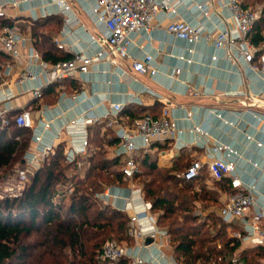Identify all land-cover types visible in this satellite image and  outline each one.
Returning <instances> with one entry per match:
<instances>
[{
    "label": "crops",
    "instance_id": "1",
    "mask_svg": "<svg viewBox=\"0 0 264 264\" xmlns=\"http://www.w3.org/2000/svg\"><path fill=\"white\" fill-rule=\"evenodd\" d=\"M2 1L8 2L6 18L19 28L24 37L21 44L24 61L0 62V90L11 94L0 104V110L7 108L9 114L24 108L31 110L34 128L27 152H36L48 145L54 151L59 143H64L65 148L71 144L82 145V135L68 133L65 127L71 119L85 116L90 119L87 125L88 151L95 148L92 138L96 135L108 151V156H118L123 165L124 156L119 154L117 136L119 125L109 124L111 102L124 104L121 121L127 125L147 113L158 116L164 107H168L179 127L176 136L153 142L139 150L137 156L141 153L154 155L159 166L176 167L174 173L180 176L195 160H200L206 167L216 155L213 145L226 144L233 151L232 157L238 163L242 178L255 186L258 202L264 200V76L251 66L259 63L264 41L254 44V58L249 63L241 56L233 60L228 58L225 48H217L212 42L203 39L189 42L167 30V25L177 17L196 21L200 13L198 6L203 5L209 10V16L203 18L208 28L229 27L235 31L227 7L228 0H162L176 7L177 14L168 9L159 10L152 20V30L149 33L135 32L131 45V54L135 57L142 56L145 51L153 54L158 68L155 76L132 70L130 59H118L117 66L101 60L89 72L77 73L58 83L50 95V99L55 97L52 103L48 101L49 97H35L31 91L39 85L45 89L55 83H48L49 76L41 71L40 66L33 67L39 73L38 80L18 82L20 73L28 65L26 55L30 47L37 49L33 25L40 21L44 23L39 27L40 33L51 38L56 54L70 57L74 52L81 51L92 55L101 46L96 37L106 32L105 24L97 19L93 10L96 0H67L70 10H65L57 0ZM14 1L18 5L14 6ZM259 8L262 9V6ZM56 40L65 43V47L59 49ZM214 55L217 57L213 58ZM8 63H12L11 70L6 67ZM178 68L181 69L179 73L176 72ZM192 88L198 93H191ZM51 119L53 122L47 126ZM196 127L200 131L195 130ZM35 136H41V140ZM257 142H262L263 146ZM198 182L203 183L211 194L206 199L195 200L194 214L219 215L221 206L235 189H222L218 181L209 176L207 169ZM196 190L201 191L200 184L196 185ZM116 193L121 197H111L107 202L120 208L126 206L125 197L131 194V190L122 188ZM211 196L217 201L210 199ZM256 210L253 207L246 216L234 218L228 222V227L230 236L240 240L233 255L244 256L253 264H264V246H258L244 237L249 219ZM161 241L164 244L160 246ZM145 243L148 246H142L141 241L135 239L132 247L145 257L150 252L159 254L160 247L164 256L156 264H171L173 248L167 235L156 239L148 237Z\"/></svg>",
    "mask_w": 264,
    "mask_h": 264
},
{
    "label": "trees",
    "instance_id": "2",
    "mask_svg": "<svg viewBox=\"0 0 264 264\" xmlns=\"http://www.w3.org/2000/svg\"><path fill=\"white\" fill-rule=\"evenodd\" d=\"M256 1L262 4V14L255 22L251 41L259 45L264 41V0ZM242 4L252 6L251 0H242ZM6 24L15 25L6 17L0 18V28ZM43 24L40 21L33 25L35 45L42 57L51 63L70 58L55 53L51 38L40 33ZM9 60L10 56L0 50V62ZM58 83L43 89L41 98L49 97L48 101L54 102L55 97L50 99V95ZM31 140L32 129L14 121L2 127L0 117V171L26 167L24 156ZM92 141L95 148L88 156L80 157L90 163L86 170L68 162L65 144L59 143L40 167L29 174L21 195L0 198V264H104L109 262L102 258L106 237L126 233L125 238L135 243V238L127 233L128 212L96 196L107 186L127 185L123 165L118 156H108L99 137L95 135ZM137 158L140 171L134 180L142 187L145 199L152 203L158 225L167 229L177 263L232 264L240 240L230 236L229 223L215 213L201 219L193 212L195 200L211 194L198 182L207 168L204 166L198 177L186 180L174 173L176 167L159 166L154 155L141 153ZM70 169L74 170L71 175ZM217 181L222 189L232 188L228 177ZM70 183L73 190L67 194L65 187ZM197 184L201 191L196 190ZM210 199L217 201L212 196ZM214 228L215 232L210 233ZM31 233L36 234V242L26 243L25 238ZM240 258L253 264L244 256ZM116 264H129V259L123 258Z\"/></svg>",
    "mask_w": 264,
    "mask_h": 264
},
{
    "label": "built area",
    "instance_id": "3",
    "mask_svg": "<svg viewBox=\"0 0 264 264\" xmlns=\"http://www.w3.org/2000/svg\"><path fill=\"white\" fill-rule=\"evenodd\" d=\"M65 10H70L71 6L67 0H57ZM8 2L0 0V18L7 17ZM14 6L17 1L12 2ZM227 7L230 10L231 18L235 24V31L229 27L220 29H210L206 26L203 18L209 16V10L206 6L199 5L200 10L196 21L177 17L167 25V30L177 38L194 42L203 39L206 42H212L217 48H225L227 57L237 59L243 57L247 62H252L254 58L255 45L251 41V33L255 22L261 17V8L245 7L242 0H228ZM161 9H168L171 13L177 14V8L166 1L160 0H96L93 10L97 19L105 24L106 32L102 36H97L100 49L94 54H85L77 51L68 59L59 60L56 63H49L44 60L37 49L30 47L27 53L28 65L20 73L18 82H24L27 79L38 80L39 73L33 67L40 66L41 71L49 76L48 83L64 81L77 73H87L90 68L98 61L105 60L113 66L118 65V59L131 60V68L141 74L155 76L158 72L154 64L152 53L145 51L142 56L135 57L131 54V45L133 43V34L138 31L149 33L152 28V20ZM24 37L16 25L6 24L0 28V50L10 56L9 62L22 63L24 56L21 52V44ZM57 47L62 49L65 43L56 40ZM214 55L213 58H216ZM259 63L251 65L254 71L260 72L264 76V50L259 54ZM12 63L6 64L7 69L11 70ZM180 68L176 70L180 72ZM43 85L32 88L31 91L35 97H42ZM193 94L198 93L196 89H190ZM11 97V94L4 89L0 90V104ZM261 100V99H257ZM264 100V98H263ZM112 112L109 124H118L117 136L119 138V154L124 156L122 171L127 185L107 186L103 191L96 193L99 200L107 202L109 198L121 197L116 193L117 189L128 188L131 194L125 197L127 205L117 207L129 214L128 228L129 233L135 239L141 241L142 246H148L145 243L146 238H159L168 236L166 228L157 223V217L153 214L152 203L145 199L142 187L135 182L134 178L140 171L138 161V151L149 147L155 141H165L168 138L176 136L179 127L175 118L170 114L169 108L164 107L161 114L154 116L146 114L136 118L131 124L122 123V112L125 106L121 102H111ZM219 116L220 113L213 110ZM191 114V113H190ZM2 127L9 126L14 121L18 126L33 129L34 119L31 110L24 108L14 115H9V109L0 110ZM90 119L85 116L73 118L69 125L65 127L68 133H80L82 136V145L71 144L66 148V160L75 162L78 168L86 170L90 163L88 160L80 159L89 154V137L87 125ZM53 122V119L47 122V126ZM195 130L200 131L196 127ZM41 140V136H35ZM249 137V136H248ZM18 138V137H17ZM263 146L262 142H257ZM51 145L45 146L36 152H26L24 159L26 167L17 171L16 177L8 182L3 191H0V198L7 196L21 195L26 188L29 174L38 169L43 160L51 153ZM232 149L226 144H214L213 153L215 157L207 163L206 168L211 178L222 180L230 178L231 186L235 191L228 195L227 199L220 208L219 215L226 222L234 218L244 217L249 210L256 207L257 210L250 217L248 227L246 228L245 238L251 239L256 245L264 246V200L258 202L257 190L253 184H249L242 178L238 171V163L232 157ZM205 165L200 160L193 161L180 176L186 180L198 177ZM66 193L70 194L73 190V183L65 187ZM164 243L161 241L160 246ZM160 253L150 252L147 257L143 256L133 247H126L118 244L115 240H108L102 251V258L111 262H117L123 258L129 259V264H156L160 257L164 256L163 250L159 247ZM171 264H178L175 258L169 261ZM232 264H247L240 256H233Z\"/></svg>",
    "mask_w": 264,
    "mask_h": 264
},
{
    "label": "rangeland",
    "instance_id": "4",
    "mask_svg": "<svg viewBox=\"0 0 264 264\" xmlns=\"http://www.w3.org/2000/svg\"><path fill=\"white\" fill-rule=\"evenodd\" d=\"M251 5L254 7V8H259L260 6H262V4H261V2H258V1H256V0H251ZM18 170V169H17ZM17 170H16V167L14 168V170L12 171V172H10L9 170H5V171H0V191H3V189H4V187H5V185L8 183V182H10V181H12L15 177H16V175H17ZM84 171V170H83ZM74 172V170L73 169H70L69 170V174L71 175L72 173ZM6 176V177H5ZM201 219H204V218H206L207 216H199ZM211 232H215V228L214 229H212L211 231H210V233ZM129 235H130V233H129V228H128V232H127ZM125 236H126V233L124 234H121V235H118V234H116V233H113V235H111V236H108V237H106V239H105V241H104V244L108 241V240H115L116 242H118V244H120V245H123V246H126V247H132V243H130V240H127L126 238H125ZM121 237H123V238H121ZM36 238H37V236H36V234L35 233H31L29 236H27L26 238H25V242L27 243H34V242H36ZM220 242L222 243V240H220ZM104 244H103V246H104ZM172 248H173V246H171ZM102 261L103 262H105L103 259H102ZM129 263H130V261H129ZM104 264H116V262H111V261H109V262H107L106 261V263H104ZM200 264V263H199Z\"/></svg>",
    "mask_w": 264,
    "mask_h": 264
},
{
    "label": "water",
    "instance_id": "5",
    "mask_svg": "<svg viewBox=\"0 0 264 264\" xmlns=\"http://www.w3.org/2000/svg\"><path fill=\"white\" fill-rule=\"evenodd\" d=\"M147 241H148V242H150V241H151V239H147Z\"/></svg>",
    "mask_w": 264,
    "mask_h": 264
}]
</instances>
